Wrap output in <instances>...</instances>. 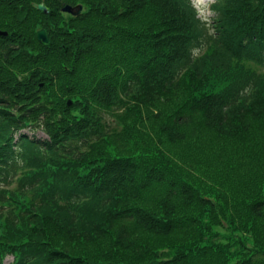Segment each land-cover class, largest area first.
Returning a JSON list of instances; mask_svg holds the SVG:
<instances>
[{
	"label": "trees",
	"instance_id": "1",
	"mask_svg": "<svg viewBox=\"0 0 264 264\" xmlns=\"http://www.w3.org/2000/svg\"><path fill=\"white\" fill-rule=\"evenodd\" d=\"M211 10L0 0V264H264V0Z\"/></svg>",
	"mask_w": 264,
	"mask_h": 264
},
{
	"label": "water",
	"instance_id": "2",
	"mask_svg": "<svg viewBox=\"0 0 264 264\" xmlns=\"http://www.w3.org/2000/svg\"><path fill=\"white\" fill-rule=\"evenodd\" d=\"M38 8L42 11L48 12L47 7L43 3L39 4ZM82 9H83L82 5H76V6L66 5L62 8V11L69 12V13H72L74 15H79L82 12ZM37 37L39 40H41L45 43H47L49 41L48 34L44 28H41L37 32Z\"/></svg>",
	"mask_w": 264,
	"mask_h": 264
},
{
	"label": "rangeland",
	"instance_id": "3",
	"mask_svg": "<svg viewBox=\"0 0 264 264\" xmlns=\"http://www.w3.org/2000/svg\"><path fill=\"white\" fill-rule=\"evenodd\" d=\"M207 1H208V0H207ZM210 1L213 2L214 0H210ZM196 4H197V2H196ZM196 4H195V6H196V7H199V8H198V9H199L198 16H201V17H203L204 19H208V18L210 19V18L213 16L214 12H212V10L210 9L209 6H207L206 8H204V7L202 6V5L205 4V0H201V4H202V5H200V6H197ZM196 10H197V9H196ZM197 11H198V10H197ZM259 68L263 69V68L260 67V66L253 65V69L257 70L258 72H260V71H259ZM219 80H220V78H218V79L215 80V81H216V82H215V83H216V86H217ZM216 86H215V87H216ZM37 133H38V136L43 135L41 131H38ZM151 142H153V141H151ZM9 259H11V258H9Z\"/></svg>",
	"mask_w": 264,
	"mask_h": 264
}]
</instances>
